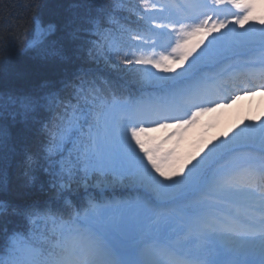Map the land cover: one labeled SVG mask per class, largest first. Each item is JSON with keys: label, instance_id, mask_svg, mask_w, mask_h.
Masks as SVG:
<instances>
[{"label": "snow or ice", "instance_id": "obj_1", "mask_svg": "<svg viewBox=\"0 0 264 264\" xmlns=\"http://www.w3.org/2000/svg\"><path fill=\"white\" fill-rule=\"evenodd\" d=\"M254 8L72 0L60 21L33 17L24 51H37L52 75L34 79L0 60V193L17 155L21 193L43 187L41 173L57 192L79 178L111 193L61 207L0 199V221L9 212L23 221L0 227V264H264V121L225 134L199 159L206 145L181 149L223 78L264 80V27L249 23L264 26V16ZM156 47L164 51L137 55ZM100 62L115 79L94 70Z\"/></svg>", "mask_w": 264, "mask_h": 264}, {"label": "trees", "instance_id": "obj_2", "mask_svg": "<svg viewBox=\"0 0 264 264\" xmlns=\"http://www.w3.org/2000/svg\"><path fill=\"white\" fill-rule=\"evenodd\" d=\"M137 2L138 0H131V3ZM71 3L72 0H0V60L11 63L16 71L30 73L34 79L52 75L40 63L37 51L24 50L27 42L33 37V17L39 16L45 24L48 21H60L69 14ZM137 20V15L132 14V21L135 23ZM93 67L97 72L109 74L112 79L116 78V74L113 71L109 72L110 69L105 68L102 62ZM9 123L11 124L10 118ZM21 130L22 125L19 123L12 124L11 133L14 137L19 138ZM21 158L20 155H17L14 160L9 162L11 185L7 192L0 193V199H5L13 205L37 201L61 207L66 200L71 201L74 206L83 205L87 201L86 194L93 196L91 189L87 191L85 188L81 189L84 181L79 178L70 180L68 187L57 192L49 185L46 173H41L43 187L37 185L27 194L21 193L19 185L24 179L22 176L23 169L19 166ZM22 224L23 221L20 217L10 212L0 221V227L4 231L20 227Z\"/></svg>", "mask_w": 264, "mask_h": 264}, {"label": "rangeland", "instance_id": "obj_3", "mask_svg": "<svg viewBox=\"0 0 264 264\" xmlns=\"http://www.w3.org/2000/svg\"><path fill=\"white\" fill-rule=\"evenodd\" d=\"M253 2L255 4L254 14L257 17L264 16V0L262 2L253 0ZM221 12L227 13L229 19L232 18L228 9L221 10ZM220 18L224 19L225 16L222 14ZM249 23H255L258 28L264 27L259 24L258 20L249 21ZM244 27L247 28L248 25L246 24ZM197 39H199V36L193 37L192 42L194 43ZM153 51L159 53L164 51V49L160 47H156L155 49H144L142 55H149ZM229 88L230 90L224 92L218 87L219 91L217 94L213 92L210 99L207 97L209 101H214V103H206L203 105L210 110L202 113L195 124L184 129L183 139L181 141V149L184 154L194 153L201 148V146L206 145V147H203V151H200L199 155L196 157L199 159V156L204 155V152L213 144L218 143L221 139L227 138L225 134H227V136H232L233 133L237 132L245 125L260 124L264 121V88L255 87L251 90H245V88L243 90H237L233 86ZM222 92H224V95H222ZM169 122L172 123V121ZM149 126L150 125L147 124L145 125V127ZM167 131L171 132L175 131V129H169ZM150 135L158 137L162 135V132L150 133ZM194 162L193 160V163ZM86 187H95L94 182L88 185L84 183L81 189L83 190V188ZM109 191L111 192V189H109Z\"/></svg>", "mask_w": 264, "mask_h": 264}, {"label": "bare ground", "instance_id": "obj_4", "mask_svg": "<svg viewBox=\"0 0 264 264\" xmlns=\"http://www.w3.org/2000/svg\"><path fill=\"white\" fill-rule=\"evenodd\" d=\"M256 2H262L263 0H255Z\"/></svg>", "mask_w": 264, "mask_h": 264}]
</instances>
